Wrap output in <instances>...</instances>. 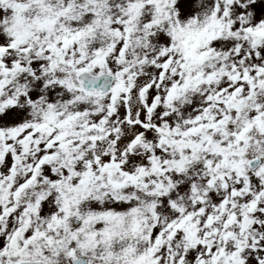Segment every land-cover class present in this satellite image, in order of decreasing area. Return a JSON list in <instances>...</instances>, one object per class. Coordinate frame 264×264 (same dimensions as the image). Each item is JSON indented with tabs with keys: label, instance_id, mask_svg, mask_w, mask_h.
Wrapping results in <instances>:
<instances>
[{
	"label": "snow or ice",
	"instance_id": "obj_1",
	"mask_svg": "<svg viewBox=\"0 0 264 264\" xmlns=\"http://www.w3.org/2000/svg\"><path fill=\"white\" fill-rule=\"evenodd\" d=\"M0 264H264V0H0Z\"/></svg>",
	"mask_w": 264,
	"mask_h": 264
}]
</instances>
